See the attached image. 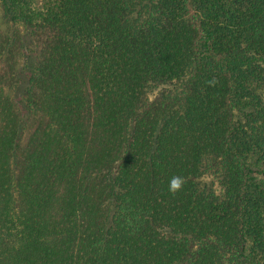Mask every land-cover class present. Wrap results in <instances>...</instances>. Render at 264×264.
I'll return each mask as SVG.
<instances>
[{"label":"trees","instance_id":"trees-1","mask_svg":"<svg viewBox=\"0 0 264 264\" xmlns=\"http://www.w3.org/2000/svg\"><path fill=\"white\" fill-rule=\"evenodd\" d=\"M0 8V264H264V0Z\"/></svg>","mask_w":264,"mask_h":264},{"label":"rangeland","instance_id":"rangeland-1","mask_svg":"<svg viewBox=\"0 0 264 264\" xmlns=\"http://www.w3.org/2000/svg\"><path fill=\"white\" fill-rule=\"evenodd\" d=\"M26 31L19 25H15L11 22L5 20L2 16L0 8V40L3 45V54L0 56V69L1 72L10 73L15 70L17 63L22 61V57L19 58L18 49L21 46L24 47V44H21V40L28 37H25ZM45 35L38 34L37 43L38 48L42 47V42L40 39H43ZM213 177L210 174H205L199 178L201 183H210L212 182Z\"/></svg>","mask_w":264,"mask_h":264},{"label":"clouds","instance_id":"clouds-1","mask_svg":"<svg viewBox=\"0 0 264 264\" xmlns=\"http://www.w3.org/2000/svg\"><path fill=\"white\" fill-rule=\"evenodd\" d=\"M186 183L185 178L179 175H174L169 180L168 191L170 194L175 195L179 192L183 185Z\"/></svg>","mask_w":264,"mask_h":264}]
</instances>
